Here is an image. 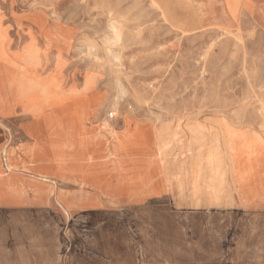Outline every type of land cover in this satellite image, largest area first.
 <instances>
[{"label": "rangeland", "instance_id": "rangeland-1", "mask_svg": "<svg viewBox=\"0 0 264 264\" xmlns=\"http://www.w3.org/2000/svg\"><path fill=\"white\" fill-rule=\"evenodd\" d=\"M2 67L35 88L0 99V184L13 197L25 198L18 181L26 193L35 184L28 134L45 182L93 142L95 161L127 184L162 164L169 194L69 219L38 204L0 212V264H264V0H0V82ZM117 137L132 152L114 166ZM152 137L154 157L134 151ZM243 145L260 169L246 185Z\"/></svg>", "mask_w": 264, "mask_h": 264}, {"label": "crops", "instance_id": "crops-1", "mask_svg": "<svg viewBox=\"0 0 264 264\" xmlns=\"http://www.w3.org/2000/svg\"><path fill=\"white\" fill-rule=\"evenodd\" d=\"M8 116H4L0 114V119H5ZM27 132V131H26ZM28 134V133H27ZM28 139L29 142L27 143V149L26 153L28 154V161L32 164V169L34 172V182L35 184H32L31 188H29V192L26 193L27 187H25V184L20 183L18 181V186L17 188L19 191L24 192V200L21 201L17 197H13L12 194L13 191L11 189L10 184L7 185V183H4L6 187L8 188V193L7 197L9 200L1 201L0 200V212H7L6 210H25L24 207L27 206H37L38 204V209L40 208H45L49 210H56V211H61L65 215V210L64 208L67 209L68 215H66V219H69L71 214H88L90 216H95L98 214V212L102 210H112V209H118L122 207H130V206H144L149 203H152V201L163 198L169 194V186L166 184L163 179L160 177L159 173L163 172V165H161V169H159L160 166L158 167H151V166H146L143 169L142 172V177H140L138 180L135 182H131V184H127L126 181L121 180V175L120 173L116 174H110L109 172L106 171L104 167L98 163L96 160V149H101L99 145L98 148L94 147V143L90 142L91 146V154L87 155L84 159H81V161H76L77 163H74L71 165V168L80 167H90L94 166L98 170L102 171L104 175L112 182L117 183V184H125L127 186H131L133 189L136 190V192L141 193V192H147V196L144 198V200L138 202V201H130L127 202L128 199H125V202L121 200L120 197L115 196V195H108L102 192L99 189H94L88 184H83V182L76 181L75 179H67L63 180L61 177L56 178L57 179V184H51L49 182H45L39 178V165L41 162L37 160H33V155L31 154L32 149L35 147V141L34 139L28 134ZM156 139L151 138L149 140H146L144 143H140L138 146L136 145L135 148L136 150L134 151H142L143 154L147 157H154L156 151ZM117 142L114 140H110L108 142V146L106 147V150H109V158L114 164V166H117V158L121 157L124 153L123 151H116L115 146ZM119 144V143H118ZM121 146V144H119ZM105 146V145H104ZM141 147V148H138ZM70 151V149H68ZM108 152V151H107ZM69 156V155H68ZM115 158V159H114ZM83 160V161H82ZM147 176V182H144V187L141 190L138 187V184L140 180L144 177ZM142 181V180H141ZM159 185L161 186L162 190L159 196H155L154 194H148L150 189L155 186ZM33 187V188H32ZM25 188V189H24ZM45 195H46V200L42 201L41 198L43 197V190H45ZM29 195V198L33 197L34 200L30 201L28 203V200L26 198ZM17 199L16 201H12ZM37 208V207H34Z\"/></svg>", "mask_w": 264, "mask_h": 264}, {"label": "bare ground", "instance_id": "bare-ground-1", "mask_svg": "<svg viewBox=\"0 0 264 264\" xmlns=\"http://www.w3.org/2000/svg\"><path fill=\"white\" fill-rule=\"evenodd\" d=\"M114 25V24H113ZM111 27V26H110ZM118 27V26H117ZM114 29V28H113ZM112 38V37H111ZM109 39V38H108ZM111 41V39H110ZM120 42V41H119ZM115 43V42H114ZM121 47V46H119ZM115 55V54H114ZM94 56V55H92ZM116 56V55H115ZM95 57V56H94ZM120 57V56H119ZM118 57V58H119ZM116 58V57H115ZM121 58H119L120 60ZM117 60V59H116ZM120 63V62H119ZM2 73L4 74L6 80L4 82H0V99L3 100V102L7 99H13L15 97H20V96H26L29 94H32L34 92L35 88H32L33 85H31L30 81L25 78V77H17L16 74L14 73H9V75H7L4 71V68H1ZM132 76V75H131ZM122 85V84H121ZM120 85V86H121ZM119 86V85H118ZM117 88V87H116ZM122 89V88H120ZM119 89V90H120ZM123 90V89H122ZM121 91V90H120ZM38 92H40L38 90ZM127 92V91H126ZM121 93V92H120ZM40 95H42V92L40 93ZM124 95V93H123ZM121 97V96H120ZM122 98V97H121ZM127 98V97H126ZM124 99V98H123ZM122 100V99H121ZM112 106V104H111ZM113 109V108H112ZM112 113V112H111ZM47 118V116L45 115H38L37 116V120H45ZM178 121V120H177ZM166 124V123H165ZM191 125V124H190ZM165 126V125H164ZM186 127V126H185ZM187 128H189L187 126ZM197 130L199 131V129L197 128ZM165 131V130H164ZM190 131V130H189ZM75 129H72V127H68L67 130L64 131L65 135L71 139V137L69 135H74L75 133ZM82 133V132H81ZM181 133V132H180ZM201 133V131H200ZM83 134V133H82ZM132 137H140L143 135L142 130L137 133V131H133L132 133H130ZM195 134V133H194ZM180 135V134H179ZM200 135V134H199ZM160 136V135H159ZM187 136V135H186ZM219 136V135H217ZM170 137V136H169ZM204 137V136H203ZM206 137V136H205ZM212 137V136H211ZM119 137L115 138V142L117 141ZM184 138V137H183ZM208 138V137H207ZM206 138V139H207ZM204 139V138H203ZM220 139V138H218ZM177 140V139H176ZM194 140V139H193ZM215 140V139H214ZM70 141V140H68ZM183 141V140H182ZM195 141V140H194ZM208 141V140H206ZM220 141V140H218ZM217 141V142H218ZM226 141V140H225ZM72 142H80L83 143L84 145L87 143V138L84 137L83 135H81L78 140L76 141H72ZM191 142V141H190ZM199 142V141H198ZM178 143V142H177ZM220 143V142H219ZM121 144V146L119 145ZM119 144L117 143L115 146V150L116 151H123L124 154H128L132 152V149L130 148V146H128L127 144H125V139L123 137L119 138ZM190 144V143H188ZM213 145L215 143H212ZM211 144V145H212ZM177 145V144H176ZM203 145V144H201ZM206 145V144H205ZM212 145V146H213ZM175 146V145H174ZM173 146V147H174ZM204 146V145H203ZM202 146V147H203ZM192 147V146H191ZM211 147V146H210ZM204 148V147H203ZM202 148V149H203ZM199 149V148H198ZM197 149V150H198ZM201 149V148H200ZM175 150V149H174ZM189 150V149H188ZM209 150V149H208ZM199 151V150H198ZM197 151V152H198ZM210 151V150H209ZM232 151V149H231ZM51 150L49 148H46L42 151H38V153H43V158L44 159H48V155L51 156ZM162 152V151H161ZM201 152V151H199ZM172 153V152H171ZM176 153V152H175ZM180 153V152H179ZM190 153V152H189ZM204 153V152H202ZM48 154V155H47ZM248 148H246L244 145L240 147V149H238L237 151V155L235 157V162H236V166L239 169V173H240V177H244V181H245V185L247 182V175H251V176H258L257 178H254L255 180H258L260 178V174L257 173L260 169L258 167H254L252 162V158L249 157L248 155ZM39 155V154H38ZM185 155V154H184ZM202 156V155H201ZM174 157V156H173ZM176 157V156H175ZM183 157V156H182ZM204 157V156H203ZM231 157V156H230ZM249 158L250 160H248L247 158ZM232 158V157H231ZM186 159V158H185ZM204 159V158H203ZM182 160V158H181ZM214 158L210 157L209 162L212 163V165L215 163V161H213ZM248 160V161H247ZM176 161V160H174ZM173 161V162H174ZM230 161V160H229ZM247 161V162H246ZM186 162V161H185ZM249 163V168L247 169L246 164ZM175 164V163H174ZM183 164V163H182ZM185 164V163H184ZM207 164V162H206ZM178 166V165H177ZM192 166V165H191ZM217 169L220 166L219 163L217 162L216 164ZM173 167V164H172ZM205 167V166H204ZM194 168V167H193ZM178 169V168H177ZM204 169V168H203ZM212 169V168H211ZM180 170V169H178ZM168 171V170H167ZM181 171V170H180ZM179 171V172H180ZM192 171V170H191ZM246 171V172H245ZM169 172V171H168ZM203 172V171H202ZM228 172V171H227ZM185 173V172H184ZM210 174V172H207ZM173 174V173H171ZM184 175V174H183ZM64 176L65 178L63 180H67V179H72V180H76L79 182H83V184H88L91 186H98L100 189H102L105 193H110L113 195H118L121 198L124 199H128L129 201H141L144 200V198L147 196V192H141L138 193L136 192L135 189H133L131 186H127L124 183L123 184H117L114 182H112L110 180V178L106 177L104 175V173L100 170H98L96 167L94 166H90V167H84V166H80L78 167H74L71 168V165H67V167L64 169ZM203 177V174H202ZM54 179L58 178V176H54ZM213 179H216V177H213ZM212 179V180H213ZM142 180V181H141ZM140 180L138 187L142 190L144 187V182H147V176H144L142 179ZM209 180V179H208ZM214 181V180H213ZM192 182V181H191ZM261 182V181H260ZM185 183V182H184ZM227 184H229L227 182ZM235 184V183H233ZM192 185V183L190 184ZM201 185V184H200ZM236 185V184H235ZM192 187V186H191ZM190 187V188H191ZM186 188V187H185ZM194 189V191H198L199 187L197 184H194V186L192 187V190ZM161 186L159 185H155L153 186L150 191L148 192V194H154L155 196H159V194L161 193ZM232 191V190H231ZM195 192V193H196ZM226 192V191H225ZM7 193H8V188L6 187V185L4 183L0 184V194L2 195V197L5 200H9V198L7 197ZM232 193V192H231ZM245 193H249L251 195V193L248 191V188H245ZM187 194V193H186ZM187 197V196H186ZM230 197V196H229ZM213 199H218V195L215 194L213 197ZM225 198V197H224ZM208 199V198H207ZM234 199V198H232ZM17 199L12 201H16ZM207 201V200H206ZM191 208V207H190ZM66 215H68L67 209L64 208ZM48 212V211H47ZM114 212V211H113ZM188 212V210H187ZM49 213V212H48ZM185 213V212H184ZM116 214V213H115ZM120 214V213H118ZM186 214V213H185ZM52 215V214H51ZM82 221V220H81ZM211 222V221H210ZM75 224V223H74ZM77 225V224H76ZM79 226V225H78ZM133 228V227H132ZM232 229V228H231ZM84 231V230H83ZM118 233V232H117ZM232 234V233H231ZM152 235V234H151ZM83 238V237H82ZM137 238V237H136ZM156 239V238H155ZM61 240V239H60ZM223 243V242H222ZM138 245V244H137ZM91 249V248H90ZM89 250V249H88ZM139 250V249H138ZM74 253V252H73ZM178 254V253H177ZM176 257V256H175Z\"/></svg>", "mask_w": 264, "mask_h": 264}]
</instances>
